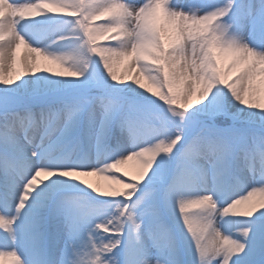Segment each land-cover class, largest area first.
Returning a JSON list of instances; mask_svg holds the SVG:
<instances>
[{"label":"snow or ice","instance_id":"1","mask_svg":"<svg viewBox=\"0 0 264 264\" xmlns=\"http://www.w3.org/2000/svg\"><path fill=\"white\" fill-rule=\"evenodd\" d=\"M0 264H264V0H0Z\"/></svg>","mask_w":264,"mask_h":264},{"label":"rangeland","instance_id":"2","mask_svg":"<svg viewBox=\"0 0 264 264\" xmlns=\"http://www.w3.org/2000/svg\"><path fill=\"white\" fill-rule=\"evenodd\" d=\"M101 43H103V42L101 41ZM61 47L63 48L65 46L61 45ZM23 51H24V54L23 53H18V55H17L18 64H19L20 59L23 57V55L24 56L26 55V52H25L24 48H23ZM45 63H47V62H45ZM117 70L118 71H122V67L118 68ZM121 172L122 173H127L128 176H132L134 174V172H135V161H129L125 165H122L121 166ZM89 179H90L91 182H93V184H99V185H103V184L98 182V179L105 181L104 179H102L99 176L90 177ZM106 183H107V181H105L104 184H106Z\"/></svg>","mask_w":264,"mask_h":264},{"label":"bare ground","instance_id":"3","mask_svg":"<svg viewBox=\"0 0 264 264\" xmlns=\"http://www.w3.org/2000/svg\"><path fill=\"white\" fill-rule=\"evenodd\" d=\"M25 52H26V55H27V50L25 49ZM18 53H23L24 54V51H23V46L21 47V49L18 50ZM17 53V55H18ZM24 56V55H23ZM17 63H18V59H17ZM98 182L102 183L104 185L105 181L103 180H100L98 179ZM104 182V183H103Z\"/></svg>","mask_w":264,"mask_h":264}]
</instances>
